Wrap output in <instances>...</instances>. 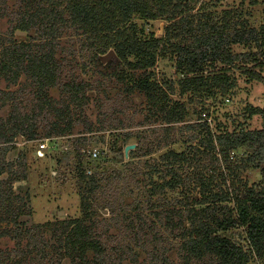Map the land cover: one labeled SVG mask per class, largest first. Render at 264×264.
I'll return each mask as SVG.
<instances>
[{
	"label": "trees",
	"instance_id": "trees-1",
	"mask_svg": "<svg viewBox=\"0 0 264 264\" xmlns=\"http://www.w3.org/2000/svg\"><path fill=\"white\" fill-rule=\"evenodd\" d=\"M222 6L223 0H0V25L7 17L12 24L9 35L0 26V78L12 84L24 77V88L31 93L24 97L19 89H0L2 155L18 134L34 138L44 111L53 110V119L45 117L48 134H63L81 120L92 129L86 106L93 94L99 102L100 90L93 92L103 81L93 85L90 79L68 77L69 52L63 51V32L68 29L85 60L80 67L99 71L107 64L110 71L103 75L122 82L116 94H122L128 108L135 107L138 92L145 99L146 117L166 124L183 122L193 100L234 96L238 75L264 87V25L247 26L238 9ZM136 18H162L167 24L160 35L142 36ZM16 30L27 38L11 37ZM235 45L245 49L234 50ZM109 49L114 55L103 63L101 57ZM162 57L173 59L175 78L155 77L154 67ZM51 89H60L63 97H51ZM19 102L30 106L27 113ZM243 112L247 118L259 116L260 126L229 129L216 124L213 129L206 119L187 123L170 142L188 132L179 140L182 149L170 147L151 161L130 163V178L143 183L142 198L121 215L93 217L87 212L100 204L92 208L94 203L84 201L83 217L29 223L28 191L15 184L27 178L26 171L13 172L0 181V223H5L0 239L8 236L14 242L12 247L0 245V264H125L140 259L142 252L147 253V264H251L252 255L264 260V104L247 103ZM107 116L109 126L120 124L113 111ZM162 145L157 141L156 148ZM240 149L246 152L244 166L260 168L258 185L237 187L220 169L233 168L230 163L241 166V161H222ZM202 156L216 160L209 172L203 161H195ZM80 168V175L91 179L89 192L94 191L99 186L96 173ZM14 184L23 193H17ZM174 189L178 197L166 196ZM120 222L129 238L110 240ZM177 238L180 257L174 260L167 243Z\"/></svg>",
	"mask_w": 264,
	"mask_h": 264
},
{
	"label": "rangeland",
	"instance_id": "rangeland-1",
	"mask_svg": "<svg viewBox=\"0 0 264 264\" xmlns=\"http://www.w3.org/2000/svg\"><path fill=\"white\" fill-rule=\"evenodd\" d=\"M228 4L232 8L238 9L239 19L247 26L259 28L260 25H264V0H223V6ZM1 21L2 32L9 35L12 25L9 17ZM134 22L142 36H148L151 32L160 35L167 24V21L162 18L154 20L136 18ZM63 33V47H65L63 51L64 53L69 52V65L66 66L68 77L77 76L80 79H90L93 85L99 84V81L103 82L98 85L100 88L93 92L96 94L100 90L98 93L99 102L93 94L86 106V116L93 123L91 130H89L86 121L81 120L63 134H48L51 129L48 121H45V117L46 119H53V110L51 114L44 111L40 114V121L36 122L34 138H29L27 134H18L9 143L6 153L2 155L0 152V165L3 166V170L0 169V181L7 179L13 172L18 171L17 174L19 175L22 170L26 171L27 178L21 179L20 183L16 182L15 184H23V190L28 191L29 203L27 206L31 209V214L28 217L29 223H43L56 218L83 217L86 213L83 210L82 203L84 201L94 203L92 208L100 204L96 209H89L87 212H91L93 217L97 216L99 219L109 218L113 214L127 213L130 206L135 203V199L142 198L140 191H142L143 186L137 177L130 178L132 171L129 169L133 166L130 163H141L147 159L151 161V157H158L161 151L170 147L177 150L182 149L184 144L179 140L186 138L188 132H184L175 143H170L171 140L180 137L181 125L203 122V119H206L213 129L216 124L226 126L229 129L260 126L261 118L259 116L247 118L243 111L247 103L264 104V87L258 82H247L242 75H238L234 96L216 101L206 99L203 103L201 100H193L188 103V112L181 123L166 124L152 116L151 118L146 117L147 110L143 108L145 105L144 97L136 92L133 98L135 107L128 108L122 94H116L121 89L122 82L116 78H107L103 75V72L110 71L109 66L107 64L101 65L99 71H96L94 67H80V64L84 63L85 60L80 59L82 55L78 54L80 46L76 41L77 37L71 29ZM13 34L11 37L27 38L25 33H20L18 30ZM242 49L245 47L234 46V50ZM174 74L173 59L171 57L159 58L154 67L155 77L159 80L172 79L175 78ZM24 81L26 79L21 77L16 83L9 84L8 81L0 78V89L15 90V93L19 89L18 92L22 91L24 97L30 96V90L24 88ZM109 90L116 92L115 94L107 93ZM50 91L52 92L50 93L51 97L56 99H60L64 95L60 93V89H51ZM18 106L21 109L24 107L23 111L26 113L30 108L28 104L23 102H19ZM112 111L114 116L116 115L118 119H121L119 125L109 126L107 121L110 118L107 114ZM206 111L209 112V115H205ZM166 127L169 129L166 130ZM157 141H162L161 149L156 148ZM41 143L46 144V146L40 148ZM129 144L135 146L125 152V146ZM1 147L3 146L0 144V151ZM94 148L99 152L95 157L91 154ZM101 152H103L102 155ZM245 154V149H240L232 154V158L222 160L241 161V166L238 168L234 167V163H230L233 168L225 165L220 167V169H224L229 182L234 183L237 187L258 185L261 178L259 167L253 164L244 166L243 157ZM195 161H203L205 172H209L210 163L216 160L211 156H202V158L197 157ZM79 163L82 164V168L78 166ZM235 164L237 165V163ZM79 168L86 174L96 173L99 186L94 191L89 192L91 179L81 176ZM191 169L192 167H189L187 173H190ZM218 173L219 169L216 171V174ZM15 184V191L23 193V190L20 191ZM177 193L178 189L169 190L166 196L175 199L179 196ZM195 197L197 198V194ZM102 205L106 206L102 207ZM146 211L151 213L149 208ZM123 224L120 222L119 225L113 226L115 235L110 240H115L118 236V240L125 237L129 238L126 230L122 228L124 227ZM0 225H5V223H0ZM13 243V240L8 236L0 239L2 248L12 247ZM167 245H169L168 253L174 260H178L180 257L178 254L180 239L169 241ZM148 248L150 249V246ZM146 254L142 252L143 256L139 257L140 259L130 262L128 260L125 264H139L140 262L147 264ZM250 263L264 264V260L252 255Z\"/></svg>",
	"mask_w": 264,
	"mask_h": 264
},
{
	"label": "water",
	"instance_id": "water-1",
	"mask_svg": "<svg viewBox=\"0 0 264 264\" xmlns=\"http://www.w3.org/2000/svg\"><path fill=\"white\" fill-rule=\"evenodd\" d=\"M18 32L20 33H25L24 31H20L18 30ZM114 55V50L113 49H109L102 57H101V61L102 62H106L108 61L112 56ZM135 145L134 144H129L125 146V152H127L128 149L133 148ZM18 183H20L18 181Z\"/></svg>",
	"mask_w": 264,
	"mask_h": 264
},
{
	"label": "built area",
	"instance_id": "built-area-1",
	"mask_svg": "<svg viewBox=\"0 0 264 264\" xmlns=\"http://www.w3.org/2000/svg\"><path fill=\"white\" fill-rule=\"evenodd\" d=\"M46 146V144L41 143L40 144V148H44ZM98 150L96 148L93 149V151L91 152L92 156L95 157L98 154Z\"/></svg>",
	"mask_w": 264,
	"mask_h": 264
}]
</instances>
